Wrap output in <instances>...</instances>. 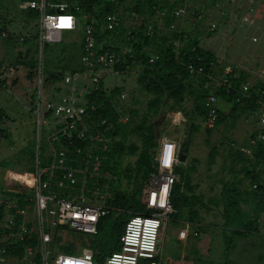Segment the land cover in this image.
Here are the masks:
<instances>
[{"label": "rangeland", "instance_id": "rangeland-1", "mask_svg": "<svg viewBox=\"0 0 264 264\" xmlns=\"http://www.w3.org/2000/svg\"><path fill=\"white\" fill-rule=\"evenodd\" d=\"M55 1L67 3L70 0ZM19 3L20 0H0V68L11 69L3 75L5 80L0 81V233L5 219L13 214L9 203L17 202L18 210L22 211L20 219L28 227L27 244L32 248L26 258L22 251L18 254L17 264H28L29 259L39 264L31 192L34 172L49 160L51 147L44 139V132L39 141L36 140L33 109L39 91L43 99L53 98L62 93L63 76L81 72L78 63L82 33L80 28L63 30L58 41L41 43L37 37V17L19 7ZM208 3L194 0L189 9V23L182 27L194 31L201 21L205 25L199 42L215 57L212 76L217 77L221 67L229 64L244 77L249 75L251 81L257 77L263 81L264 33L261 34V29L264 24L256 31L240 28L237 20L228 21L226 13L216 23V30L208 35L206 22L214 19V11L209 12ZM126 12L119 18L121 23L131 25ZM263 12L264 6L258 8L256 17ZM243 14L238 10L237 15ZM87 16L85 13L79 16L80 26L87 23ZM140 20L152 25L153 34L166 30L159 14L144 13ZM227 25L231 26L229 30H226ZM248 35L259 39L250 42ZM145 50L149 57L156 56L152 44ZM142 65L133 60L122 68L113 67L100 86L104 98L117 114L116 121L122 124L114 142H118L123 151L109 161L107 167L100 166L95 176L101 184V201L112 211L110 217L144 212V188L153 172L143 170L141 152L149 156L153 169L163 138L174 139L178 145L187 140L184 161L177 164L186 178L181 190L187 199L159 228L156 264H264V199L256 198L254 193L257 184L264 185V162L253 158L254 112L236 113L232 110L233 101L217 94L219 121L208 128L203 114L194 115L196 88L188 80L182 99L176 102L166 93H151L141 87L137 79ZM237 101L239 98H234V102ZM111 142L110 139L108 144ZM223 183L236 189L233 198L237 202L233 208L244 215L226 224L224 204L230 194L222 191ZM7 201L10 202L7 204ZM183 222L189 223L196 235L188 233L186 239L180 241L176 239V231ZM241 223L245 226H240ZM224 236L232 238V247L226 255H223ZM51 237L50 256L66 252L62 247L68 245L69 252L79 251L94 240V235L60 229ZM100 261L93 258V264H103Z\"/></svg>", "mask_w": 264, "mask_h": 264}, {"label": "built area", "instance_id": "built-area-1", "mask_svg": "<svg viewBox=\"0 0 264 264\" xmlns=\"http://www.w3.org/2000/svg\"><path fill=\"white\" fill-rule=\"evenodd\" d=\"M192 0H181V5L171 10L172 17L182 22L187 7ZM216 2L219 18L228 13V21H238L244 29L260 30L264 24V12L256 17L258 8L264 6V0H221ZM220 5V6H219ZM19 7L33 9L38 13L37 37L41 43L58 41L63 30L81 29L79 63L81 72H74L62 78V93L53 98L43 99L41 91L33 109L37 124V142L41 133H45V141L51 147V156L44 165L39 166L33 176L31 200L39 247V264H93L92 251L82 247L76 252H59L50 256L48 245L52 233L58 229L82 232L94 235L99 219L105 216L108 209L101 201V184L95 176L101 166L98 151L106 149L110 140L107 133L113 122L99 118L91 123L90 112L95 105L87 100V96L101 89L104 76L117 64L128 48L112 51L96 41L91 23L80 26V17L67 10L68 4L51 3L47 0H20ZM74 9L77 7L74 6ZM49 9H52L48 12ZM238 10L243 15H237ZM237 18V19H236ZM115 11L104 15L103 23L107 30H113L120 22ZM231 22V23H232ZM216 21L207 24L206 30H216ZM230 23V22H229ZM180 25L171 23L168 29H179ZM227 25L226 30L230 29ZM152 25L145 23V34H151ZM264 29H261V34ZM247 40L257 42L258 36L248 35ZM179 42L172 41L174 55L179 53ZM156 59L149 57L148 62ZM212 67H209V70ZM190 77L203 76L206 80L203 87L206 94L203 98L204 119L208 128H212L217 117L215 87L227 85V75L231 72L229 64L223 65L221 73L214 77L204 71L201 63L193 61L185 64ZM11 71L9 67L0 68V81L4 74ZM247 82L240 83V94L246 96ZM65 90V91H64ZM254 112L257 119V130L251 140L252 144H264V101H257ZM88 118V120H87ZM50 119V120H48ZM80 141L81 146L74 145ZM180 145L174 139L163 138L154 157L153 173L144 188V212L131 215L124 223L119 236V248L106 256L103 264H156V246L159 228L174 211L170 200V190L174 179L173 168L177 161ZM4 202V201H3ZM10 202V201H9ZM7 201V204L9 203ZM17 202L12 201V215L5 219L0 233V264L16 262L18 254L6 252V245L21 248L24 258L31 255L32 248L27 244L28 227L18 210ZM190 230V225L183 222L176 231V239L183 241ZM23 244V245H22ZM33 264V259L27 260ZM158 264V263H157Z\"/></svg>", "mask_w": 264, "mask_h": 264}, {"label": "trees", "instance_id": "trees-1", "mask_svg": "<svg viewBox=\"0 0 264 264\" xmlns=\"http://www.w3.org/2000/svg\"><path fill=\"white\" fill-rule=\"evenodd\" d=\"M66 2L68 0H65ZM71 1V2H70ZM67 3V10L75 13L77 16H81L83 13L88 14L87 23H91L93 26L94 36L96 41L101 42L103 47H106L112 51H119L123 48H128L129 52L122 55L120 61L115 64L114 68H122L123 65L129 64L133 60L140 61L142 63V71L137 79V82L146 91L156 94L166 93L170 98L179 102L182 99V94L185 90V83L188 80L192 87H195V96L197 97L196 103L193 107L194 115L204 116L203 98L206 94V90L203 87L205 78L203 76L190 77L185 69L187 62L193 61L195 63H201L205 72L211 74L215 71V57L214 55L203 46L200 45L199 38L204 30L202 25H196L194 31H189L188 28H175L173 30L168 29L171 23H177V20L172 17L171 10L181 5V0H70ZM218 1V0H216ZM51 3H58L52 1ZM77 8L74 9L73 7ZM38 18V13L33 9H25ZM52 9H49L51 11ZM124 10V11H123ZM115 11L120 17L124 12L129 15V20L132 21L131 25H125L119 22L118 26L113 30H107L104 27L103 19L106 13ZM159 14L160 19L166 26V30L162 32L153 31L151 34H145L144 22L140 20V15L144 13ZM132 15V16H131ZM185 18H189V13H186ZM186 27V26H185ZM200 31L199 35L197 33ZM206 33L211 34L206 30ZM153 34V35H152ZM191 34V35H190ZM190 35V36H189ZM179 42V53L174 55L172 50V41ZM152 44V50L156 54V59L152 62H148L149 54L145 50L146 46ZM80 48V45H79ZM209 67H212L209 70ZM78 70H82V65L78 63ZM222 67L220 69L221 73ZM246 73V72H245ZM227 85H218L214 92L215 95H220L223 98L231 99L233 101L232 110L236 113H243L244 111L255 112L257 108V101H264V80L260 77L250 80L249 75L244 77L243 73H239L237 69H231L229 75H227ZM247 82L248 88L246 90V96L240 94V83ZM187 84V83H186ZM238 97L239 102H234V98ZM87 100L95 105V110L90 112V119L97 121L99 118H105L108 121L113 122V125L106 136H108L112 142L108 144L105 150L98 151L101 156V166L107 167L106 164L115 157L120 156V152L123 151L122 146L118 142H114V136L117 133L118 128L122 125L116 121V112L111 105L106 101L103 93L100 90L93 92L87 96ZM255 118L256 128L253 131V137L257 130V119ZM88 120V118H87ZM219 121L218 109L217 117L214 125ZM214 127V126H213ZM212 127V128H213ZM83 143L80 141H74V145L81 146ZM255 150L253 151V158L258 162H264V144L256 142ZM140 161L145 173L153 172L150 167V158L145 152H141ZM174 179L172 182L169 200L174 209L180 204H183L187 196L182 192V188L186 184V178L183 170L179 165H175L173 168ZM230 194L224 204L225 212L223 213L226 223L232 222L230 219L237 220L244 215L239 212L237 208H233L236 205L237 200L234 199L236 195V189L229 186L227 183H223L222 191ZM255 196L258 199H264V185L257 184L255 186ZM194 198V197H191ZM258 202H260L258 200ZM136 202L133 203V210L136 208ZM112 211H108L107 214L101 217L97 223L96 232L94 234V240L89 245V249L92 251V259L103 260L106 256L119 248V236L123 230L124 223L133 214H119L115 218H111ZM130 215V216H129ZM172 214L169 215V217ZM244 227V223H241ZM196 232L195 230H193ZM191 234V232H190ZM192 235V234H191ZM193 237L195 235H192ZM224 249L223 255H226L232 247V238L230 236H224ZM23 245V244H22ZM6 252L9 254L21 253V248L16 249L11 245H6ZM70 245L62 247L64 251H68ZM100 261V262H101Z\"/></svg>", "mask_w": 264, "mask_h": 264}, {"label": "crops", "instance_id": "crops-1", "mask_svg": "<svg viewBox=\"0 0 264 264\" xmlns=\"http://www.w3.org/2000/svg\"><path fill=\"white\" fill-rule=\"evenodd\" d=\"M193 1L194 0H192L190 3H189V5H188V7H187V13H189V9H190V7H191V5H192V3H193ZM206 1H208L209 3H208V5L210 6V8L211 9H209V12L211 13L212 11H214L212 14H213V17H214V19H212V20H207V22L209 23V22H211V21H216V22H218V21H220V19L221 18H219V14H218V8H217V5H216V2H222L221 0H218V1H216V0H206ZM238 2H239V0H238ZM220 6V5H219ZM190 12H194V11H190ZM196 13H199V11H195ZM200 12H202V11H200ZM188 21V19H186V18H184V20L182 21V22H178V23H176L177 25L179 24L180 26V28H182V26L183 27H185L184 26V24H188L189 22H187ZM206 22V24H208ZM199 25H202V21H201V23L199 24ZM205 26V25H204ZM203 25H202V28H205ZM207 26V25H206ZM188 28V27H187ZM159 147V146H158Z\"/></svg>", "mask_w": 264, "mask_h": 264}, {"label": "water", "instance_id": "water-1", "mask_svg": "<svg viewBox=\"0 0 264 264\" xmlns=\"http://www.w3.org/2000/svg\"><path fill=\"white\" fill-rule=\"evenodd\" d=\"M186 144H187V140H185L183 143L180 144V147H179L178 152H177L178 163L184 161V153L186 150Z\"/></svg>", "mask_w": 264, "mask_h": 264}]
</instances>
